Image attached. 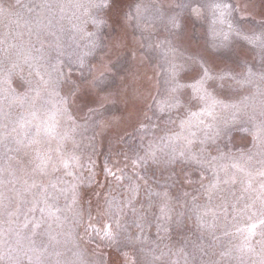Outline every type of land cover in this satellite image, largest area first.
I'll return each mask as SVG.
<instances>
[{
  "label": "rangeland",
  "instance_id": "374dc122",
  "mask_svg": "<svg viewBox=\"0 0 264 264\" xmlns=\"http://www.w3.org/2000/svg\"><path fill=\"white\" fill-rule=\"evenodd\" d=\"M94 2L0 0V264H264V0Z\"/></svg>",
  "mask_w": 264,
  "mask_h": 264
},
{
  "label": "snow or ice",
  "instance_id": "6c2138e0",
  "mask_svg": "<svg viewBox=\"0 0 264 264\" xmlns=\"http://www.w3.org/2000/svg\"><path fill=\"white\" fill-rule=\"evenodd\" d=\"M116 4H117V0H95V2L92 3L91 6L95 9H97L101 14H104L107 11H111ZM137 7H139V6H137ZM217 7H219V5H217ZM126 17L128 19L131 18L130 15H128V14H126ZM91 22L93 25H98V24L102 23L103 21H102V19H97L96 17H93ZM88 35L91 36V35H93V33H88ZM92 47H95V44H93ZM192 61H193V64H199V60H197L196 57H193ZM77 62L80 64L81 68H83L84 59L81 57L78 59ZM247 75L249 77L252 75H259L260 79L264 80V71L254 74L252 72L251 68H249L247 70ZM197 76H199V79L194 78V83L187 84L184 86L177 85V88H179V87L191 88L194 94L191 97L187 98V103L189 105H191L195 101L203 102L205 107L201 109V112L205 115L211 116L212 115L211 108L215 107V104L218 102L215 101V99L213 98L211 93H209L207 91V89L205 88V84L207 81L212 80L213 77H211L209 75V71L206 68H201V72L197 73ZM102 77H103V73H101L100 77H94L91 81H87L86 82L87 86L92 88V89H97V90L103 91V86L105 84V81L102 79ZM222 78L223 77H221V79ZM4 82H7V80H5ZM238 83L243 87L244 85L251 84L252 81L250 79H248L247 77H245L244 79L238 81ZM44 84L48 89H50L53 92H55L56 88L59 87L58 81L54 82L51 80H47V81H44ZM65 87H66L67 95L61 98L60 103L63 106L65 113H67V109L71 105V102L76 98L77 93L79 92L81 85L77 84L75 81H72L69 77ZM30 91H32V90L30 89ZM35 91H36V95L39 96L40 95L39 90H35ZM173 91H176V88H174ZM56 95H59V93L56 92ZM17 99L23 104L28 99V93L25 92L23 95L18 96ZM210 101H211V103H209ZM239 103L243 104V100H241ZM100 106L103 107V105H100ZM177 106H179V101H177L176 104L168 105V108L170 109L172 107H177ZM231 107L237 108V110L239 111L238 105H231ZM160 110L163 111L164 106H160ZM89 111L92 112V111H95V109L89 108ZM33 115H35V113H33ZM191 115L196 116L197 113H191ZM234 119H235V117H234ZM261 127L264 128V125H262ZM47 130L52 131L51 128H48ZM241 130L245 131V132L248 131V129L246 127L242 128ZM228 131H230V130H228ZM228 131L225 132V135L228 134ZM217 134H219V132ZM180 155L183 156L184 154L180 153ZM46 163H47L46 161H42V165L46 166ZM63 163H64L65 167L68 166L67 161H64ZM37 167H39L40 170L43 172L44 169H43V167H41V165H38ZM262 175H264V173H262ZM35 186H36L35 184L32 185V187H35ZM72 191H73V201H75V199H76L75 189L73 188ZM260 223L264 224V220H261ZM26 226L27 225H25V227ZM37 227H38V225H37ZM253 227H255V226H253ZM105 235L107 237L111 238L112 233L109 230L105 233ZM4 260H5V255H0V262H2ZM8 260L10 262H12V264H19V261H12L11 256H8ZM29 260H31V257H29Z\"/></svg>",
  "mask_w": 264,
  "mask_h": 264
}]
</instances>
